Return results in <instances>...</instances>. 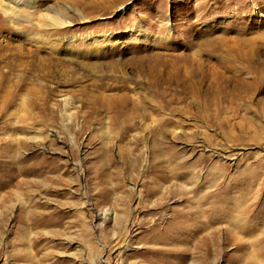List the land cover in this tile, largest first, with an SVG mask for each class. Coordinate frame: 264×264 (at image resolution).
<instances>
[{
  "label": "rangeland",
  "instance_id": "obj_1",
  "mask_svg": "<svg viewBox=\"0 0 264 264\" xmlns=\"http://www.w3.org/2000/svg\"><path fill=\"white\" fill-rule=\"evenodd\" d=\"M56 12L0 11V264H264V0Z\"/></svg>",
  "mask_w": 264,
  "mask_h": 264
},
{
  "label": "bare ground",
  "instance_id": "obj_2",
  "mask_svg": "<svg viewBox=\"0 0 264 264\" xmlns=\"http://www.w3.org/2000/svg\"><path fill=\"white\" fill-rule=\"evenodd\" d=\"M36 5V0H0V11L6 16L12 17L10 23H18L20 20L26 21L29 27L37 28H61L71 26V22L68 17H66L61 12H56L55 15H41L40 17H35L31 11ZM81 20H85L83 16H80ZM36 21V22H35ZM33 29V28H32ZM37 30V29H35ZM29 37V42L31 44L39 43L43 41L44 37L39 33L31 32L27 34ZM2 56V55H0ZM243 80V79H242ZM5 101V100H4ZM3 101L2 106H0V112L6 108V102ZM15 138V137H14ZM15 140L19 141L17 137ZM10 144V143H9ZM3 149V152H10L9 148ZM11 146V145H10Z\"/></svg>",
  "mask_w": 264,
  "mask_h": 264
}]
</instances>
